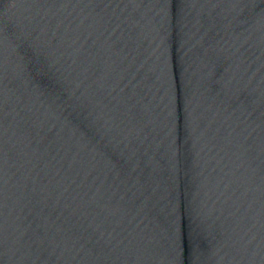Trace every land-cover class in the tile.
<instances>
[{"label":"water","instance_id":"water-1","mask_svg":"<svg viewBox=\"0 0 264 264\" xmlns=\"http://www.w3.org/2000/svg\"><path fill=\"white\" fill-rule=\"evenodd\" d=\"M0 264H264V0H0Z\"/></svg>","mask_w":264,"mask_h":264}]
</instances>
